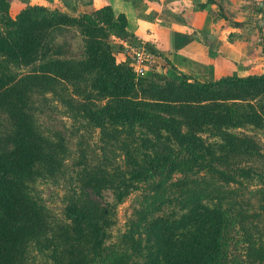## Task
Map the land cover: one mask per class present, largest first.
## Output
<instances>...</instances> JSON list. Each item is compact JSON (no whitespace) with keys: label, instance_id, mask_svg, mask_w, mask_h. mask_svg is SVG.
<instances>
[{"label":"trees","instance_id":"obj_1","mask_svg":"<svg viewBox=\"0 0 264 264\" xmlns=\"http://www.w3.org/2000/svg\"><path fill=\"white\" fill-rule=\"evenodd\" d=\"M128 29L0 0V264H264V75L138 78Z\"/></svg>","mask_w":264,"mask_h":264},{"label":"crops","instance_id":"obj_2","mask_svg":"<svg viewBox=\"0 0 264 264\" xmlns=\"http://www.w3.org/2000/svg\"><path fill=\"white\" fill-rule=\"evenodd\" d=\"M8 1L12 17L25 8L24 0ZM33 1L34 6L72 17L111 6L128 19V41L150 44L158 54L156 64L169 61L202 83L231 73L233 67L245 73L236 77L264 75V26L258 12L262 0H213L214 4L208 0Z\"/></svg>","mask_w":264,"mask_h":264},{"label":"rangeland","instance_id":"obj_3","mask_svg":"<svg viewBox=\"0 0 264 264\" xmlns=\"http://www.w3.org/2000/svg\"><path fill=\"white\" fill-rule=\"evenodd\" d=\"M13 2L16 5L21 4V3L16 2V1H13ZM23 4H24V7L27 8V7L34 6L35 3L33 0H30V1L24 0ZM263 26H264V23H263ZM128 40L129 39H121V38L116 37V36H112L110 38V44L112 47V51L114 53V56H115L117 63H119V64H130V61H131V57L129 55L130 53L126 49V46L124 45V43L130 47H138L139 45L143 44L141 42L132 41V40L128 41ZM232 42H233V40H232ZM147 45H148V48H150L152 51H156L150 44H147ZM72 55L73 54H71L70 56H72ZM156 57H157V55H156ZM177 72L179 73V71L174 70L171 67V65L163 62V65H161L160 63L155 64L154 67L151 68L143 77H138V76H136V77L143 78L146 80H150L156 74H161V75L171 74V75L175 76V78H176V77H178ZM239 75L245 76V73L240 74V73H238V69H234V67H233L231 73L226 74L225 76H223L221 78L236 77ZM221 78H219V79H221ZM192 79L196 80L193 77H192ZM219 79H217V80H219ZM196 81H198V80H196ZM212 81H215V80H212ZM205 83H207V82H205ZM261 138L264 142V136H261ZM45 195H46V198H49V196L52 195V189L51 190L47 189ZM243 195H244V191H243ZM245 197H246V201H250L252 205H255L257 198L254 197L253 193H250L249 190H245ZM135 198H136V195L131 196V198L125 204L121 205L118 208V221H119L118 229H120V230L123 229L124 225L126 224V221L132 216L133 208L135 205ZM258 223L261 227H264V215L259 219Z\"/></svg>","mask_w":264,"mask_h":264},{"label":"built area","instance_id":"obj_4","mask_svg":"<svg viewBox=\"0 0 264 264\" xmlns=\"http://www.w3.org/2000/svg\"><path fill=\"white\" fill-rule=\"evenodd\" d=\"M126 49L130 53V66L136 76L143 77L156 64V56L148 48L147 43H143L138 47L126 46Z\"/></svg>","mask_w":264,"mask_h":264}]
</instances>
